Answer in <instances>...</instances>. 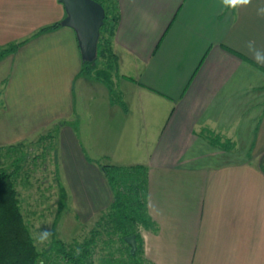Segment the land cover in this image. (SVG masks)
<instances>
[{"label":"crops","instance_id":"obj_1","mask_svg":"<svg viewBox=\"0 0 264 264\" xmlns=\"http://www.w3.org/2000/svg\"><path fill=\"white\" fill-rule=\"evenodd\" d=\"M262 5L118 0L121 107L80 73L71 28L40 32L66 17L59 0H0V51L17 44L0 57V148L54 141L57 181L60 170L65 182L76 172L98 182L95 201L83 199L88 223L113 200L99 165L145 166L158 230L140 234L152 264H264V64L248 48L264 56Z\"/></svg>","mask_w":264,"mask_h":264},{"label":"trees","instance_id":"obj_2","mask_svg":"<svg viewBox=\"0 0 264 264\" xmlns=\"http://www.w3.org/2000/svg\"><path fill=\"white\" fill-rule=\"evenodd\" d=\"M105 11L103 25L97 43V57L92 62L83 61L80 73L105 85L113 104L124 107L122 94L116 90L114 77L118 75V57L112 49V39L118 18V0H93ZM61 23L48 26L40 32L55 30ZM17 44L0 51V57L15 50ZM132 80L131 78H128ZM209 139L215 146L220 140L215 135ZM230 149L231 144H226ZM113 194L112 203L104 214L96 221V229L81 244L67 245L56 238V224L64 205L60 204L52 226V239L48 250L37 248L30 229L25 221L18 192L16 179L7 173H0V264H95L93 258L99 245L110 246L119 242L120 258L107 254V259L100 264H152L144 258L143 239L140 229L157 232V225L149 216L148 169L143 165L117 166L99 165ZM19 172V170H18ZM101 232L109 240L102 242ZM134 235L136 251L131 253L125 238ZM116 237L115 240L111 239Z\"/></svg>","mask_w":264,"mask_h":264},{"label":"rangeland","instance_id":"obj_3","mask_svg":"<svg viewBox=\"0 0 264 264\" xmlns=\"http://www.w3.org/2000/svg\"><path fill=\"white\" fill-rule=\"evenodd\" d=\"M116 78H120L119 73ZM55 146L54 141L52 144L49 140L45 139L44 142L42 140V142L40 141L37 144L27 143L21 145L18 149L17 147L0 148V173L10 174L16 179V190L25 221L27 222L37 248L41 251L48 250L50 246L52 226L60 204L64 205V209L58 216L55 230L56 238L63 241L66 246L73 245L74 243L81 244L85 239L89 238L91 232L96 229V222H86L85 212L87 206L84 204L83 199L89 194L95 201V195L101 193L97 185L98 182H82L85 181L82 172H76L81 178L76 179L77 182H65L64 176H61L59 170L58 174L61 182L57 181L58 177L55 178V172L52 169L54 165L52 164L51 148L55 151ZM56 158L58 160V154H56ZM100 162L102 163V161ZM56 167L61 168L59 163H57ZM30 168L33 170V174L30 173L31 171H28ZM15 169H19L20 171L15 172ZM87 172L89 178L95 181L94 175L96 173L94 171L93 174L92 171ZM65 173L68 176L66 179L70 178L72 181L73 178L69 177V175L75 172L66 170ZM28 175L29 177H27ZM63 183L66 185V189ZM80 185L84 188L81 194H78V191H81ZM75 189H77V209L73 211L72 200L74 201L75 199ZM84 190L85 192L83 193ZM92 205L96 207L97 203L93 202ZM99 217L96 221L99 220ZM43 232H49L51 235L47 240L41 242L40 236ZM100 239L102 242L109 240L108 236L102 232ZM111 239L115 240L116 237H112ZM119 245V242H115L107 247V245H102L101 243L99 247L103 250L101 253L99 250L95 252L93 258L95 264H100L101 261L103 262L104 259H107V254H112V256L119 259L121 255L118 252ZM121 263L122 261L119 260L118 264Z\"/></svg>","mask_w":264,"mask_h":264},{"label":"water","instance_id":"obj_4","mask_svg":"<svg viewBox=\"0 0 264 264\" xmlns=\"http://www.w3.org/2000/svg\"><path fill=\"white\" fill-rule=\"evenodd\" d=\"M66 17L61 26L71 28L77 38L82 61L92 62L97 57V43L103 25L105 11L93 0H59ZM134 254L137 248L135 236L125 238Z\"/></svg>","mask_w":264,"mask_h":264},{"label":"clouds","instance_id":"obj_5","mask_svg":"<svg viewBox=\"0 0 264 264\" xmlns=\"http://www.w3.org/2000/svg\"><path fill=\"white\" fill-rule=\"evenodd\" d=\"M222 3L225 8L235 10L240 7L248 6L249 4H251V0H222ZM257 14L264 16V5L258 7ZM254 45H255L254 41H250L248 43L249 51L253 53V59H255L257 63L264 64V56L261 55L260 50L256 49ZM50 235L51 234L49 232H43L40 236V241L44 242L45 240L48 239Z\"/></svg>","mask_w":264,"mask_h":264}]
</instances>
